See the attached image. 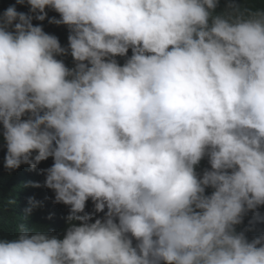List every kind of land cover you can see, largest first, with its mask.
Here are the masks:
<instances>
[{
	"label": "clouds",
	"instance_id": "obj_1",
	"mask_svg": "<svg viewBox=\"0 0 264 264\" xmlns=\"http://www.w3.org/2000/svg\"><path fill=\"white\" fill-rule=\"evenodd\" d=\"M16 4L0 14L4 167L52 157L44 186L70 212L63 238L20 224L0 240V264H264V234L249 241L235 229L264 205V10L245 15L235 0L222 15L219 0ZM46 6L60 14L49 23L68 27L67 48L33 25ZM69 50L73 68L57 59ZM205 156L211 169L199 177ZM41 204L30 198L26 213ZM89 209L103 219L91 222Z\"/></svg>",
	"mask_w": 264,
	"mask_h": 264
},
{
	"label": "trees",
	"instance_id": "obj_2",
	"mask_svg": "<svg viewBox=\"0 0 264 264\" xmlns=\"http://www.w3.org/2000/svg\"><path fill=\"white\" fill-rule=\"evenodd\" d=\"M229 0H219V5L213 12V15H222L229 11L226 7ZM239 6V11L247 15L248 11L264 10V0H235ZM16 4V0H0V14L4 12L10 5ZM17 10L28 13L29 6L27 4H16ZM45 11L47 17L43 21L33 19V25H41L46 33L53 34L58 37L62 47H68L69 29L66 25L49 23V18H60V14L46 6ZM132 55L129 48L127 56H116L115 59L122 66L128 57ZM57 59L63 60L69 68L75 66V61L70 54V50L66 55H59ZM26 119L27 116L22 117ZM3 125L0 123V240L14 239L18 236V226L23 224L31 232H47L50 235H56L63 238L66 229L69 226L66 217L70 212V206L63 203H54L55 192L44 186L45 173L41 169H47L54 163L52 157L41 161L35 170L30 169L27 164H22L18 169L9 171L4 167V156L6 153L5 141L3 139ZM35 155V153H34ZM211 169L208 156H205L200 163L195 166V171L199 177H202L204 171ZM230 171V170H229ZM39 182L40 187H34L32 184ZM214 191L212 187H206L205 195H211ZM34 198L41 201L39 207L34 208L30 214L26 213V209L30 206L29 199ZM93 201L89 199L86 205ZM85 212L94 213L92 221L101 218L102 215L92 210ZM118 222V221H117ZM79 225L80 221L75 222ZM236 232H244L249 241L253 238L264 234V205L259 206L256 210H249L243 217L242 223L235 226ZM133 239V246L137 241ZM163 264V262H161Z\"/></svg>",
	"mask_w": 264,
	"mask_h": 264
}]
</instances>
